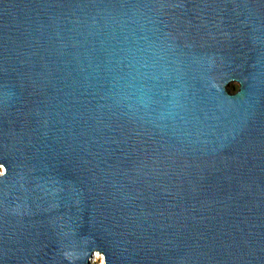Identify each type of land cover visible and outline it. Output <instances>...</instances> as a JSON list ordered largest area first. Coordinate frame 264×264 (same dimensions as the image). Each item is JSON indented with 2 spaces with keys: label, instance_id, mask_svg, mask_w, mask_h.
<instances>
[{
  "label": "water",
  "instance_id": "water-1",
  "mask_svg": "<svg viewBox=\"0 0 264 264\" xmlns=\"http://www.w3.org/2000/svg\"><path fill=\"white\" fill-rule=\"evenodd\" d=\"M1 168L0 264H264V0H0Z\"/></svg>",
  "mask_w": 264,
  "mask_h": 264
},
{
  "label": "bare ground",
  "instance_id": "bare-ground-1",
  "mask_svg": "<svg viewBox=\"0 0 264 264\" xmlns=\"http://www.w3.org/2000/svg\"><path fill=\"white\" fill-rule=\"evenodd\" d=\"M3 172V168H1L0 169V173H2ZM92 259H96V260H99V262L100 263H102V261H103V256L101 255V254H99V253H95L94 255H93V258Z\"/></svg>",
  "mask_w": 264,
  "mask_h": 264
},
{
  "label": "rangeland",
  "instance_id": "rangeland-1",
  "mask_svg": "<svg viewBox=\"0 0 264 264\" xmlns=\"http://www.w3.org/2000/svg\"><path fill=\"white\" fill-rule=\"evenodd\" d=\"M231 87H237L235 84H232L231 86H230V89H231ZM92 262L93 263H98L99 262V260H94V259H92Z\"/></svg>",
  "mask_w": 264,
  "mask_h": 264
},
{
  "label": "trees",
  "instance_id": "trees-1",
  "mask_svg": "<svg viewBox=\"0 0 264 264\" xmlns=\"http://www.w3.org/2000/svg\"><path fill=\"white\" fill-rule=\"evenodd\" d=\"M237 87H231L232 92H235Z\"/></svg>",
  "mask_w": 264,
  "mask_h": 264
}]
</instances>
